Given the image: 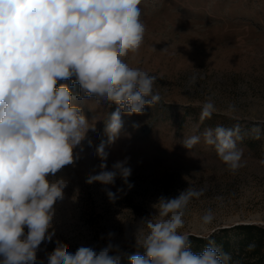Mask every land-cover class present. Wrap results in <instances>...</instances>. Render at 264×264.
<instances>
[{
  "label": "clouds",
  "instance_id": "obj_1",
  "mask_svg": "<svg viewBox=\"0 0 264 264\" xmlns=\"http://www.w3.org/2000/svg\"><path fill=\"white\" fill-rule=\"evenodd\" d=\"M142 0H0V264H120V246L112 242L97 250L57 240L53 251L40 259L37 252L55 234L56 205L64 201L69 180L57 174L82 158L83 144L95 124L82 102L94 100L111 108L104 122L106 140L95 152L100 161L86 177L99 183L110 201L107 186L119 178L130 190L128 158L108 168L107 148L123 128L122 115H143L161 100L157 77L133 67L146 33ZM67 81L68 83H60ZM79 86L78 93L73 89ZM215 111L211 102L203 115ZM204 142L231 171L242 166L236 141L239 129H205ZM200 136L184 140L186 149ZM91 145V140L88 141ZM79 148V151L77 149ZM201 193L188 188L175 198L160 196L154 213L136 226L130 264H232L230 254L209 239L193 251L182 232L185 210ZM212 209L201 218L213 222ZM250 248L252 246H249Z\"/></svg>",
  "mask_w": 264,
  "mask_h": 264
},
{
  "label": "rangeland",
  "instance_id": "obj_2",
  "mask_svg": "<svg viewBox=\"0 0 264 264\" xmlns=\"http://www.w3.org/2000/svg\"><path fill=\"white\" fill-rule=\"evenodd\" d=\"M140 7L146 33L131 64L157 77L161 100L143 115H122L121 133L107 148L109 169L128 158L133 187L117 178L107 187L122 191L110 201L105 186L86 182L89 172L98 171L95 149L107 139L104 122L116 106L83 101L95 131L82 142L77 164L57 174L69 184L56 205L55 234L37 252L40 259L57 240L73 252L81 245L99 250L112 232L120 264H130L129 257L140 253L135 232L141 218L154 213L160 196L175 198L188 188L201 194L188 204L182 232L207 236L237 224L264 226V0H142ZM208 102L215 111L204 116ZM217 126L239 129L242 166L236 171L204 142V130ZM191 136L200 142L186 149L183 142ZM207 209L215 218L203 226Z\"/></svg>",
  "mask_w": 264,
  "mask_h": 264
},
{
  "label": "trees",
  "instance_id": "obj_3",
  "mask_svg": "<svg viewBox=\"0 0 264 264\" xmlns=\"http://www.w3.org/2000/svg\"><path fill=\"white\" fill-rule=\"evenodd\" d=\"M188 235L193 251H202L211 239L221 246L224 252L230 254L232 264H264V226L262 225L237 224L217 229L207 236ZM138 250L143 255V249L138 248Z\"/></svg>",
  "mask_w": 264,
  "mask_h": 264
}]
</instances>
